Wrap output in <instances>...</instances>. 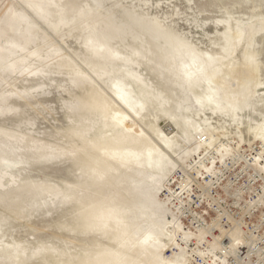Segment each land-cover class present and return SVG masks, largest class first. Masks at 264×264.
<instances>
[{
  "label": "rangeland",
  "instance_id": "1",
  "mask_svg": "<svg viewBox=\"0 0 264 264\" xmlns=\"http://www.w3.org/2000/svg\"><path fill=\"white\" fill-rule=\"evenodd\" d=\"M202 135L264 143V0H0V264H184L162 192Z\"/></svg>",
  "mask_w": 264,
  "mask_h": 264
},
{
  "label": "built area",
  "instance_id": "2",
  "mask_svg": "<svg viewBox=\"0 0 264 264\" xmlns=\"http://www.w3.org/2000/svg\"><path fill=\"white\" fill-rule=\"evenodd\" d=\"M255 162L232 156L208 173L199 169L211 162L198 158L172 175L165 196L193 235L183 244L192 264H264V172Z\"/></svg>",
  "mask_w": 264,
  "mask_h": 264
},
{
  "label": "bare ground",
  "instance_id": "3",
  "mask_svg": "<svg viewBox=\"0 0 264 264\" xmlns=\"http://www.w3.org/2000/svg\"><path fill=\"white\" fill-rule=\"evenodd\" d=\"M240 37H241L240 34L238 36L236 35V37H235V42H234L235 49H234V51H237V49H238V46H239L238 39ZM248 72L250 73L249 70L242 72L243 73V77L246 78V79H247V75L249 74ZM226 82H225V84H227ZM244 84H246V83H244ZM244 84H241V85L245 86ZM247 85H249V82H247ZM229 86H231V85H229ZM242 89H243V91H239V89H238V91L237 90L236 91L235 90L234 91L230 90L228 96H226L225 98L229 102H231V104H235V102H237V105L241 106L242 104H241L240 100H241L242 97L244 98V96H245L244 92H245V89L247 90V88H245V89L242 88ZM240 90H241V88H240ZM121 99L123 100V102L125 103L126 106H128L131 110H134V108L131 106L128 98L125 95L121 96ZM135 113H137V112H135ZM221 141H223V140L217 141L215 144H213V142H212V146H210L211 140H210L209 136L202 135L199 138V142L201 143V145L203 147L202 151H200L199 148L195 149L194 153L196 155H193L190 158H188L186 160V162L183 165H181V167L188 165V161L189 160H192V159L197 160L198 158L199 159H205L206 158L209 162H211V165H206V164L202 165V167L199 169V172H201V170H205L208 173H213L214 170H215L214 168H215L216 161L223 162L226 158L232 157V156L233 157H235V156L247 157L248 155H253L255 157V161H256L255 162L256 169L259 170V171L264 172V143L261 142L262 145L251 143L249 146H244V147H242V144H240V143H238L237 147L236 146L233 147L232 145H229V146L220 145L217 148V151H218L217 152L216 151V146L219 145L221 143ZM257 146H259L260 149H259L258 152H254V150H255V148ZM235 148H240V149L237 152H232ZM115 156H117L116 159L119 162L121 161L123 164L129 162L131 159H136V160L138 159L139 162H140V158H141V156L139 154H130V153H127V154L116 153ZM152 160H153V154L152 153H148L147 161L149 163H151ZM181 167H178V168H181ZM177 169H175L170 174L169 178L167 179V184L164 186L162 195L164 197V200L167 203V207L169 208L170 213L175 217L174 218L175 219L174 220V224L172 225V229H173V236H174V239H175L174 243L176 245V248H177L178 252L180 253V256L182 257L184 264H192L188 260V258L186 256L183 244H184L185 240L189 239L193 235L184 234L183 233L182 225L180 223V219L177 216L176 212L173 209H171L170 201L165 196L166 186L170 182V179H171L172 175L174 174V172ZM119 214H120V211L117 210V209L104 210L103 212H101L98 215L99 220H100V227H101L100 229H103V228H110L111 229V228H113V225L116 226L118 223H120L119 222L120 221Z\"/></svg>",
  "mask_w": 264,
  "mask_h": 264
}]
</instances>
